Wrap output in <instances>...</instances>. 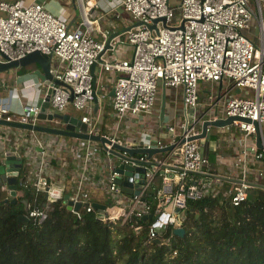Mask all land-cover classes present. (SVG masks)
Segmentation results:
<instances>
[{
	"label": "built area",
	"instance_id": "1",
	"mask_svg": "<svg viewBox=\"0 0 264 264\" xmlns=\"http://www.w3.org/2000/svg\"><path fill=\"white\" fill-rule=\"evenodd\" d=\"M78 2L81 19L77 25H70L47 7L46 0L30 3L0 0V58L5 59L1 52L16 59L39 50L53 55L54 70L53 78L45 85L40 101L25 104L19 113H15L12 106L0 104V118L39 122L38 114L47 88L51 86V111L64 112L72 104L80 112L82 122L87 124L88 133H103L110 138V142L104 144L82 139L83 162L77 183L73 186L74 195L71 196L74 203L81 202V207L76 209L73 204L70 210L78 218H83L86 212L96 211L94 200L86 187V178L93 170L90 164L93 162L94 144L95 148L96 144H101L110 156L114 154L112 149L116 142L130 147H163L184 138V142L167 151L168 156L177 153V161L172 166H167V158H161L159 154L153 156L155 164L150 166L119 156L123 166L130 163L146 166L144 177L140 176L139 171L131 176L134 187L142 181L138 194L122 190L116 179L124 174L116 170V164L107 172H102L99 179L120 204L111 212L106 208L105 217H110L111 221L126 223L133 216L143 221L151 219L148 229L150 240L161 236V232L169 226L174 228L181 225L189 199H198L211 193L213 183L220 179V175L213 173L210 168L202 139L190 137L202 131L201 125L195 123L201 114L193 115L202 101V82L223 80H228L231 88L244 91L240 95H229L222 114L217 115L236 116L231 125L244 135L242 143L245 147L243 156L239 158L244 176L235 184L232 202L238 204L247 199L253 187L251 182H260L251 176L253 171L257 177L264 176V170L252 164L255 160L264 161V148H258L256 141L254 145L247 146L250 138L255 139L258 128L264 142V0H175L174 3L171 0H123L132 24L115 38L117 46L130 44L132 52L128 56H120L113 41L112 47L107 48V39L111 34L109 29H102L104 37L95 35L94 31L99 26L95 18L97 1ZM253 21L258 26L257 36L247 32ZM136 22L140 23L134 25ZM151 24H156V27H149ZM110 50H113L111 54ZM93 65L113 73L115 91L112 105L120 122L127 124L131 116L151 113L163 87H181L182 109L178 112L186 116L187 121L181 124L169 121L165 125L171 136L169 143L160 137L159 131L149 133L143 139L138 136V129L130 126L127 128L130 133L127 141L120 139L118 129L111 133L101 132L91 112L94 109V88H97V79L94 81L96 74L92 73ZM15 95L12 90L11 96L15 98ZM220 99L217 98L210 109H218ZM11 128L5 125L0 128L2 143H6L5 137H9L6 131H13ZM32 133L34 135L30 137L17 133L13 152L23 157L21 149L25 148L29 153L27 163L30 171L23 182L25 190L31 192L32 197L25 213L34 223L40 224L48 216V201L63 200L66 194V185L56 179L60 171L55 161L58 152L68 150V147L57 141L55 135L41 138L35 130ZM251 153L252 157H248ZM34 154H38L39 163ZM124 154L128 155L127 152ZM135 158L145 161L147 155L140 153ZM158 178L160 186L153 195L156 200L154 205L148 193ZM2 188L8 189L7 185ZM42 192L48 193L46 206L41 204ZM141 227L138 225L136 228L141 230Z\"/></svg>",
	"mask_w": 264,
	"mask_h": 264
},
{
	"label": "trees",
	"instance_id": "2",
	"mask_svg": "<svg viewBox=\"0 0 264 264\" xmlns=\"http://www.w3.org/2000/svg\"><path fill=\"white\" fill-rule=\"evenodd\" d=\"M18 188L23 193L15 201L5 200L9 195L0 188V264H264L262 187L253 186L238 204L223 190L189 199L182 223L185 234L169 226L161 232V244L148 238L151 219L133 216L122 223L99 218L95 210L78 218L62 200L48 201L42 223L19 222L23 201L32 193L22 181ZM154 194L150 191L148 198ZM150 201L155 205V199Z\"/></svg>",
	"mask_w": 264,
	"mask_h": 264
},
{
	"label": "crops",
	"instance_id": "3",
	"mask_svg": "<svg viewBox=\"0 0 264 264\" xmlns=\"http://www.w3.org/2000/svg\"><path fill=\"white\" fill-rule=\"evenodd\" d=\"M37 0H23L24 3H30ZM95 1V0H93ZM97 5L95 6V18L97 19V24L99 25L95 29L94 33L98 37H104L103 31L105 29H109L111 33H115V36L118 33L124 32L126 29L129 28L131 23V16L129 12L125 9L123 0H96ZM47 7L53 11L55 14L61 16L62 18L66 19L70 25H77L81 19V10L79 6L78 0H46ZM101 27V28H99ZM114 45H116L117 52L120 56H128L132 52V47L130 44H120L117 46V37L112 40ZM113 50L109 51V54L112 53ZM37 67V66H36ZM35 67V68H36ZM20 67L13 68L8 71L0 72V104L12 106L13 111L15 113H19L21 109L27 103H32L36 101H40L43 96V89L45 85L43 81L33 73V70H28L21 72ZM103 71L99 68V66H95V74L97 79V93L99 97V105L95 107V101L93 102V108L91 112L95 117L96 127L104 133H111L114 132L115 129L119 130V134L122 135V132H128L127 128L134 127L138 129L137 133L138 136H142L143 139L147 138L149 133L158 132L160 137L167 143L170 142V134L166 129L165 125L169 123V121H173V118L177 120V124H181L186 122V116L180 115L177 111V108L182 109V90L181 87L179 88H167L166 97H167V104H166V112L163 118L160 116L161 110V102H162V92L159 94L156 102V106L154 107L151 113H142L138 114V116H131L126 121L127 124L120 122L118 117H116L115 111L112 113L114 118H117V121L114 123H110L107 121V117L105 116V104L108 103L112 106V95L111 90L113 88L112 84V77L113 73L105 72L103 76ZM15 91L16 95L15 98L11 96L9 90L7 91L6 87ZM238 88H231L230 83L228 80L218 81V82H202L201 84V95L202 101L200 106L194 111L193 115L199 116L202 114L203 111L210 109L211 104H213L217 98L221 97L218 114H222L224 110V103L225 100L228 98L229 95H240L243 94V90H237ZM225 93H228L225 95ZM179 99V103H178ZM114 108V107H113ZM216 107L211 109L209 113L206 114L205 117H215ZM62 114L68 113L77 115L80 117V112L75 110L73 105L70 104L68 108L64 112H60ZM133 117H136L135 120ZM56 121V123H54ZM40 123L50 124L53 126H63L64 123L60 119H55L51 121L48 118H43L39 120ZM162 125V126H161ZM8 127V125H5ZM119 126V128H118ZM12 127L13 131L7 132V135L10 138H14L15 132L19 133L17 127ZM87 127V124H86ZM0 128H3V124H0ZM15 129V130H14ZM24 129V128H20ZM109 129V131H106ZM26 131L32 132V130L25 129ZM111 130V131H110ZM36 133H38L36 131ZM52 134V133H49ZM143 134V135H142ZM18 135V134H17ZM60 136L62 141L68 150H63L59 152L57 155V160L55 164L57 169L60 170L56 177L57 181H63L66 185V194L69 196L74 195V188L73 186L77 183V175L82 167L83 162V152H84V145L83 140L80 138H76L73 136H64V135H56ZM30 137V135H27ZM244 135L236 128L234 125H226V126H211L207 137L202 139L203 148L205 153L207 154L210 162V168L213 173L217 175H224L229 176L237 179H242L244 174L242 171V163L239 161V158L243 156L244 151ZM15 140V138H14ZM248 140V139H247ZM256 139L250 138L247 141V146H252L255 144ZM15 141L13 142H6L4 145H0V157L5 154V152L14 151ZM97 147L95 148V144L93 147V158L92 163L90 164V168H92L91 174H88L86 178V187L89 189L91 194V198L94 201H99L101 203H106L104 200L106 187L99 181L102 172H107L110 167L116 164V166H120V157L115 155L116 158H111L112 154L108 156L107 154H103L104 148L101 144H96ZM248 146V147H249ZM169 153V152H168ZM167 152H163L159 154V156H163L166 159V165L172 166L178 158L176 156L177 153L173 152L170 156H168ZM252 153L248 155V157H252ZM96 156V157H95ZM21 157V156H19ZM88 158V157H86ZM162 158V157H161ZM22 165L20 168L21 179L20 182H23V178H27L30 165L27 163L24 157H21ZM27 164V166L25 165ZM255 168L260 167L264 170V161L257 162L256 160L252 162ZM96 165V167H95ZM105 166V167H104ZM103 168V169H102ZM106 168V169H105ZM24 169V170H23ZM18 176V175H17ZM56 176V175H55ZM254 179H257L261 182V177L256 176V172L253 171L251 175ZM264 177V176H263ZM224 178H220L213 183L212 192H219L224 191L225 194H232L234 191V187L236 186V182L232 180H228L231 182L230 185L224 184ZM157 182L158 187L160 186V178L159 180L154 181V184ZM17 183V188H18ZM154 184L151 188V191L154 192ZM3 185H7L9 195H10V188L7 182ZM19 189V188H18ZM158 189V188H157ZM105 190V191H104ZM157 191V190H156ZM155 191V192H156ZM253 191V189H252ZM46 192H42L40 194L41 204L44 205V201L47 200L45 197ZM30 200H28L29 203ZM107 204V203H106ZM108 207V206H107Z\"/></svg>",
	"mask_w": 264,
	"mask_h": 264
},
{
	"label": "water",
	"instance_id": "4",
	"mask_svg": "<svg viewBox=\"0 0 264 264\" xmlns=\"http://www.w3.org/2000/svg\"><path fill=\"white\" fill-rule=\"evenodd\" d=\"M163 21H165V18H162ZM157 21V20H156ZM155 21V22H156ZM140 22H136L134 25L139 24ZM149 27L153 28L156 27V24H151ZM115 37V33H111L110 36L107 39V48L112 47V40ZM2 55L5 57V59L0 58V72L8 71L13 68H18L22 66H28L31 64H34L37 66L35 69H33V73L36 74L44 84H48L51 79L53 78L54 70H52V63H53V55L51 54H45L39 50H34L32 52L27 53L26 55L11 59L8 55H6L4 52H1ZM92 73L95 75V65L92 66ZM94 81L96 82V76L94 78ZM59 83H64L62 81H59ZM237 90H240L238 88ZM114 87L111 90V95L114 94ZM166 91L167 88L163 87L162 92V102H161V112L160 116L161 118L164 117L166 112V104H167V97H166ZM51 93H52V87L48 86L47 88V95L45 96V99L42 103L41 111L38 114V118H48L50 120L54 119H60L64 125L63 126H53L50 124H44V123H34V122H20L18 120H8L6 118H0V124L13 126L17 128H24L29 130H35V131H41L46 133H52L56 135H64V136H73L80 139H91L94 141H101L103 144L105 142H110V138L108 136L104 135L103 133H88L87 127L85 126V123L82 122L81 118L77 115L68 114V113H60L58 115L57 112H53L50 110V100H51ZM73 98V95H72ZM94 101H95V107L97 108L99 105V97L97 90L94 88ZM211 109H208L204 111L196 120L195 123H199L201 125L202 131L200 134L192 135L190 139H205L207 137L208 131L211 126H226L233 122V120L236 118V116H226L221 117L218 116V109L215 110V113L217 116L215 117H205L207 113H209ZM143 116V114H142ZM135 120L136 117L134 118ZM85 126V128H84ZM256 145L258 148L263 149L264 148V142L261 137L260 130L258 128L256 135ZM184 138H182L178 143H170L163 147H159L156 145H152L150 147L147 146H140V147H130L126 146L120 142H116L114 144V148L112 149V152L117 155L124 158H128L132 161L143 163L147 166L154 165L155 162L152 159L155 154H161L163 152H167L170 150H173L177 145L184 142ZM124 152H127V154H124ZM144 153L147 155V160L140 161L139 159L135 158L136 154ZM22 165V159L17 154H14L13 151L5 152L4 155L0 157V176H1V185H3L5 182L8 183L10 188V195L5 198V200L11 199V201H15L18 198V188H17V175L19 174L20 168ZM116 170H118L120 173L124 174L123 177H118L116 179L117 183L121 186L122 190L126 193H140V187L142 184V181L137 182L136 187H134V184L131 181V176L134 174L135 171L140 172V176L144 177L145 172L147 170L146 166L144 165H135V164H127L126 166L120 165L115 167ZM220 178L232 180V181H241L240 179L220 175ZM251 185L255 187H262L264 188L263 182H251ZM48 193H45V197L47 198ZM24 209L25 211L28 209V200L24 199ZM64 204L67 205L69 209H71L72 205L74 204V208L79 209L81 207V202L77 201L74 203V200L71 199V196L68 194L64 195V198L62 200ZM47 205V200L44 201V206ZM93 206L96 209V215L99 218H104L107 215V204L101 203L99 201H94ZM20 214L19 216V222L21 221H30L29 216L25 213ZM139 230V228H137ZM174 233L183 236L186 232V228L184 225H179L174 227ZM155 243H163L164 239L161 236H158L153 239Z\"/></svg>",
	"mask_w": 264,
	"mask_h": 264
},
{
	"label": "rangeland",
	"instance_id": "5",
	"mask_svg": "<svg viewBox=\"0 0 264 264\" xmlns=\"http://www.w3.org/2000/svg\"><path fill=\"white\" fill-rule=\"evenodd\" d=\"M171 2L172 3H174L175 2V0H171ZM254 2V6H255V9L256 10H258V8H257V5H256V3H255V1H253ZM263 10H264V7H263ZM247 32L249 33V34H254L255 36H257V34H258V26H257V24H256V22L255 21H253V23L251 24V26L247 29ZM56 59V58H55ZM55 64L57 63V61L55 60V62H54ZM105 72H108V71H103V76L105 75ZM1 87V86H0ZM7 88V91L9 90V92L11 93L12 92V89H9V87L7 86L6 87ZM3 88H1L0 90H2ZM178 103H179V99H178ZM180 104V103H179ZM179 110V108H177V111ZM114 112V108H113V105L111 106V105H109L108 103H106L105 104V116L107 117V121H110V123H114V121H117V118H114L113 116H112V113ZM58 113V115H60V112H57ZM173 121L174 122H176L177 120H175V118H173ZM85 126H86V124H85ZM85 126H84V128H85ZM15 130V129H14ZM18 132H21V133H23V134H25V135H34L32 132H30V131H26L25 129H20V128H18V130H17ZM106 131H109V129H107ZM111 131V130H110ZM6 132H11V130H7ZM38 133H37V136L38 137H41V138H46V137H48V136H52V134H49V133H46V132H41V131H37ZM16 134L15 135H17V132H15ZM130 138V133L129 132H122V135L120 136V139H123L124 141H127L128 139ZM4 141H6V142H13L14 141V138H10V137H5V140ZM57 141H59V142H61L62 141V139H61V137L60 136H58V138H57ZM0 143L3 145L4 143H2L1 142V140H0ZM61 152V151H60ZM21 153H22V155H23V157L25 158V160L27 161V158H28V155H29V153L28 152H26V150H25V148H22L21 149ZM59 153V152H58ZM103 154L105 155L106 154V150L104 149V152H103ZM35 156H36V160H37V163H39V161H40V159H38V154H34ZM111 158H116V156L114 155V154H112V156H111ZM26 166H27V164H25ZM52 168H53V166H52ZM24 170V169H23ZM59 170V169H58ZM60 171V170H59ZM61 173V172H60ZM58 175V174H57ZM57 177V176H56ZM1 176H0V188L2 189V190H4L3 191V193L1 192V194H8L9 195V191H8V189H3L2 188V186L3 185H1ZM157 188H158V184H157V182L154 184V193H155V191L157 190ZM151 190V189H150ZM105 191V190H104ZM22 193H23V191H22V189L21 190H19L18 189V196H21L22 195ZM104 200L106 201V203H107V209L111 212V211H113V209H114V207L115 206H119L120 204L118 203V201L114 198V196H113V194L111 193V192H105V194H104ZM149 198L151 199V200H154V198L152 197V195H149Z\"/></svg>",
	"mask_w": 264,
	"mask_h": 264
},
{
	"label": "flooded vegetation",
	"instance_id": "6",
	"mask_svg": "<svg viewBox=\"0 0 264 264\" xmlns=\"http://www.w3.org/2000/svg\"><path fill=\"white\" fill-rule=\"evenodd\" d=\"M21 177V173L19 172V174H18V176H17V183H19L20 182V178Z\"/></svg>",
	"mask_w": 264,
	"mask_h": 264
},
{
	"label": "bare ground",
	"instance_id": "7",
	"mask_svg": "<svg viewBox=\"0 0 264 264\" xmlns=\"http://www.w3.org/2000/svg\"><path fill=\"white\" fill-rule=\"evenodd\" d=\"M54 120H55V119H54ZM51 121H53V120H51ZM54 123H56V121H55Z\"/></svg>",
	"mask_w": 264,
	"mask_h": 264
},
{
	"label": "clouds",
	"instance_id": "8",
	"mask_svg": "<svg viewBox=\"0 0 264 264\" xmlns=\"http://www.w3.org/2000/svg\"><path fill=\"white\" fill-rule=\"evenodd\" d=\"M238 182V181H237ZM29 206V205H28Z\"/></svg>",
	"mask_w": 264,
	"mask_h": 264
}]
</instances>
